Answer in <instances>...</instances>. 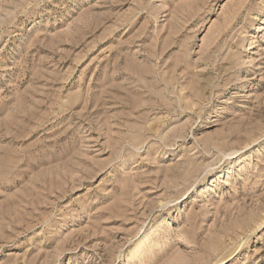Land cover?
<instances>
[{"label": "rangeland", "instance_id": "rangeland-1", "mask_svg": "<svg viewBox=\"0 0 264 264\" xmlns=\"http://www.w3.org/2000/svg\"><path fill=\"white\" fill-rule=\"evenodd\" d=\"M0 264H264V0H0Z\"/></svg>", "mask_w": 264, "mask_h": 264}, {"label": "bare ground", "instance_id": "bare-ground-1", "mask_svg": "<svg viewBox=\"0 0 264 264\" xmlns=\"http://www.w3.org/2000/svg\"><path fill=\"white\" fill-rule=\"evenodd\" d=\"M225 27V26H224ZM221 32V31H220ZM120 76H121V74H120ZM115 77V76H114ZM159 79V78H158ZM170 88V87H169ZM164 97V96H163ZM163 99V98H162ZM160 100V99H159ZM162 104V103H161ZM160 105V104H159ZM55 155V154H54ZM185 243H186V245L187 244H190L188 241H185Z\"/></svg>", "mask_w": 264, "mask_h": 264}]
</instances>
